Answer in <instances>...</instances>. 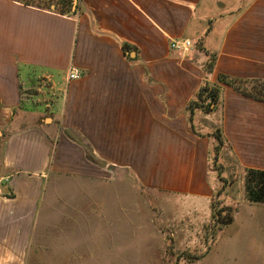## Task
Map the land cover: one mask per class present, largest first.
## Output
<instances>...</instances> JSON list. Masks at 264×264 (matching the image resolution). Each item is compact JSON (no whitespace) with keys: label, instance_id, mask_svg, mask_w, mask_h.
Segmentation results:
<instances>
[{"label":"crops","instance_id":"0c3cea01","mask_svg":"<svg viewBox=\"0 0 264 264\" xmlns=\"http://www.w3.org/2000/svg\"><path fill=\"white\" fill-rule=\"evenodd\" d=\"M76 2L65 16L0 0V264H26L58 177L211 201L223 188L210 164L217 128L240 170L228 189L241 177L240 199L224 191L236 208L227 247L264 264V204L248 211L243 172L264 171V103L223 85L221 106L193 116L203 136L186 110L205 80H264V0ZM185 40L188 51L171 47Z\"/></svg>","mask_w":264,"mask_h":264},{"label":"rangeland","instance_id":"374dc122","mask_svg":"<svg viewBox=\"0 0 264 264\" xmlns=\"http://www.w3.org/2000/svg\"><path fill=\"white\" fill-rule=\"evenodd\" d=\"M24 1L45 8L57 2ZM200 123L202 132L211 123L220 125ZM222 152L216 165L230 175L221 181L228 189L231 174L240 170L230 152ZM240 181L238 174L227 191L235 199L242 195ZM224 191L204 201L145 190L133 181L94 184L58 177L45 193L26 264H247L239 241L227 247L235 226L213 227L217 211L230 209L222 217L234 216L235 205L226 207ZM250 205L255 214L258 206ZM217 236L222 248L214 246Z\"/></svg>","mask_w":264,"mask_h":264},{"label":"trees","instance_id":"16d2710c","mask_svg":"<svg viewBox=\"0 0 264 264\" xmlns=\"http://www.w3.org/2000/svg\"><path fill=\"white\" fill-rule=\"evenodd\" d=\"M56 13L60 15H76V11H72V0H55ZM26 5L34 4V2L24 1ZM39 6V5H38ZM42 7V6H41ZM50 9V7H47ZM125 49V45L123 46ZM214 61V59H213ZM214 63H211L208 67L206 75L212 72ZM227 85L231 87L237 93L253 99L258 102L264 103V80H238L226 75H220L218 78V84H210L206 80L203 82L196 97L188 104L186 110L190 114V128L197 136H203L199 134L193 125V116L197 111H202L205 113H214L222 103V86ZM215 140L216 144L213 149V157L210 158V164L214 166L219 174V180L225 183V178H223V172L219 170L217 162L221 158L222 149L228 150L229 146L226 145L224 141L221 128H217L216 132L211 135ZM230 152V151H229ZM232 155V154H231ZM234 159V155H232ZM91 158V156H90ZM235 161V160H234ZM238 166V163H235ZM245 174V191L246 198L250 203L253 204H264V171L256 169H243ZM226 185L224 184L223 189L217 193L221 196L223 190H225ZM213 209L215 207L213 206ZM232 211L230 209H222L217 211L213 215V227L217 230L220 227L230 225L233 222V216L226 215L222 217L223 212ZM209 250H207L203 256L198 257V259L204 257Z\"/></svg>","mask_w":264,"mask_h":264},{"label":"built area","instance_id":"2783aa9c","mask_svg":"<svg viewBox=\"0 0 264 264\" xmlns=\"http://www.w3.org/2000/svg\"><path fill=\"white\" fill-rule=\"evenodd\" d=\"M191 46L190 41L185 40L182 42V45H178L177 43H172L171 47L173 49H181L182 51H188ZM81 77V73L76 69H71L68 75V81L78 80Z\"/></svg>","mask_w":264,"mask_h":264},{"label":"water","instance_id":"95a60500","mask_svg":"<svg viewBox=\"0 0 264 264\" xmlns=\"http://www.w3.org/2000/svg\"><path fill=\"white\" fill-rule=\"evenodd\" d=\"M77 2H76V0H75V4H76ZM75 4H74V6H75ZM75 8V7H74Z\"/></svg>","mask_w":264,"mask_h":264}]
</instances>
